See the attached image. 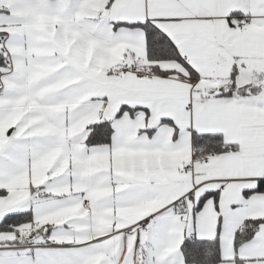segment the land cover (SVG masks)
Instances as JSON below:
<instances>
[{"label": "snow or ice", "instance_id": "obj_1", "mask_svg": "<svg viewBox=\"0 0 264 264\" xmlns=\"http://www.w3.org/2000/svg\"><path fill=\"white\" fill-rule=\"evenodd\" d=\"M0 264H264V0H0Z\"/></svg>", "mask_w": 264, "mask_h": 264}]
</instances>
